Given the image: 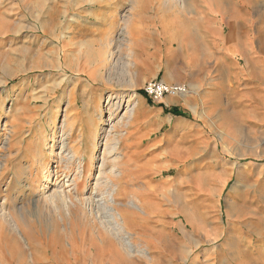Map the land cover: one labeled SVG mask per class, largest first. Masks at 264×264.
Listing matches in <instances>:
<instances>
[{
  "label": "rangeland",
  "instance_id": "obj_1",
  "mask_svg": "<svg viewBox=\"0 0 264 264\" xmlns=\"http://www.w3.org/2000/svg\"><path fill=\"white\" fill-rule=\"evenodd\" d=\"M79 1L54 0L53 5L93 6L88 0ZM115 1L123 7L118 24L105 28L108 49L101 52L96 40L93 55L91 45L81 43L80 61L97 63L106 85L113 86L103 96L94 126L99 135L93 145L88 122L69 120V75L54 87L62 71L57 74L58 68H53L58 55L52 48L57 43L49 29H57L55 35L67 39L73 18L37 20L32 16L34 9L0 0V209L7 203V210L25 211L38 225L35 231H15L29 264H245V259L264 264V72L250 74L239 60L227 96L217 98L211 111L200 98L178 99L183 114L195 126L182 137H173L171 143L161 141L157 152L146 151L141 147L162 140L167 126L146 139L128 138L127 133L138 122L130 111L134 100L141 92L145 94V84L163 66L161 15L167 25V13H171L172 28L180 27L185 17L189 27L205 26L200 15L205 0ZM136 3L137 12L149 14L138 16V23L130 9ZM11 5L20 14H8ZM77 20L73 34L92 33L89 22L82 17ZM135 24L138 30L132 35L128 28ZM67 60L61 56V65ZM110 94L112 102L123 98V105L114 112L107 102ZM150 117L159 118L155 113ZM53 145L55 152L51 153ZM63 145L64 155L70 152L74 157L76 153L72 161L80 165L58 161L55 156ZM41 154L48 156L46 168ZM148 158H155V168H145L142 162ZM76 173L79 192L70 186ZM55 181L65 193H73V202L69 197L60 206L53 202L50 195ZM109 187L112 191L107 194ZM90 195L129 211L120 236L106 221V210L98 209L95 202H84L86 206L80 202V196ZM113 212L122 224L118 210ZM126 240L133 243L127 251ZM9 246L0 239V264L20 261ZM253 253L256 257L249 258Z\"/></svg>",
  "mask_w": 264,
  "mask_h": 264
},
{
  "label": "crops",
  "instance_id": "obj_2",
  "mask_svg": "<svg viewBox=\"0 0 264 264\" xmlns=\"http://www.w3.org/2000/svg\"><path fill=\"white\" fill-rule=\"evenodd\" d=\"M5 1L9 6L12 3L18 5L16 7L19 8L34 9L32 16L37 17V20L44 18L46 21L47 18L55 17L57 21L63 16L73 18L72 24L67 28L69 31L67 39L62 40L60 36L55 35L57 29L52 31L49 29L52 41L57 43L52 48V52L58 55V59L53 61V68H58L57 74L62 71L61 76L59 74L55 78L54 87L60 85L58 80L61 77L64 80L65 76L69 75L67 77V96L71 104L69 110L72 114L69 120L88 122L91 132L90 138L93 141V130L99 121L103 96L107 91H112L113 86L106 85L107 82H104L105 79H103L97 63L87 65L80 61L82 54L80 52L83 50L81 43L90 44L89 51L94 55L96 51L95 41H100L97 47L101 52H105L108 49L107 41H109L105 28H109L113 23L118 24L119 12L123 6L121 7V4L115 0H88V4L93 5L91 8L89 6H84V8L70 5L55 6L53 5L54 0ZM75 1L80 2L79 0H66V3L70 4ZM204 4L200 15L206 21L207 26L193 25L194 27H189L187 26L188 18L185 17V21H182L180 27L172 28L170 24L171 13H167L169 16L167 19L169 24L167 25L163 23L164 14L161 15V36L165 47V53L162 54L164 62L150 80L159 79L166 83L186 84L189 92L182 96L167 95L161 102L154 101L144 92L139 94L132 114L138 119V122L132 125L130 133L128 131V138H151L156 130H161L163 126H167L162 140L153 141L150 142L149 146L141 147L146 151L157 152L156 147L161 141L171 143L173 137H182L184 131L195 126L183 114V109L180 107V100L183 98L187 96L200 98L202 105L208 110L211 111L212 108H216V99L226 97L229 92L231 75L237 63L239 64V60L242 61L250 74L257 71L264 72V0H219L218 3L215 0H205ZM13 5L10 7L12 12L8 14H20V11H13L15 9ZM138 5L136 3L130 8L132 10L131 18L137 23L139 21L138 16L149 15L147 12H137L140 9L137 7ZM59 11H66V13L57 15ZM82 13L84 15L81 16ZM78 17H82L90 23V26L93 27L92 33L88 35L73 34L78 26ZM22 27L23 24L16 26L13 30V36ZM128 29L129 33L134 35L138 26L136 24L135 26L130 25ZM98 36H101L99 40ZM132 39L136 40L135 38ZM111 41L112 38H110ZM249 42L259 43V46L256 49L253 46H248V44H242ZM63 55L68 59L65 65H61L60 61ZM154 103L160 104L155 105ZM153 113L159 118L150 117ZM146 117L148 121L144 119ZM142 126L143 128H141ZM163 152L165 151H160V153ZM142 163L147 169L156 167L153 166L155 158L143 159ZM158 168H166V166L160 165ZM249 248L251 249V247H247V250ZM248 256L249 258L256 257L255 253Z\"/></svg>",
  "mask_w": 264,
  "mask_h": 264
},
{
  "label": "bare ground",
  "instance_id": "obj_3",
  "mask_svg": "<svg viewBox=\"0 0 264 264\" xmlns=\"http://www.w3.org/2000/svg\"><path fill=\"white\" fill-rule=\"evenodd\" d=\"M43 29L46 33H48V29H47V26L45 24H43ZM18 31H16L17 33ZM29 32V31H28ZM27 32V33H28ZM32 34V33H31ZM48 36V34H46ZM112 99H114L113 95L110 94L108 96V104H110V112H114L116 110H118L122 105H123V98H119V101L117 102H112ZM125 100V99H124ZM132 101V100H131ZM129 100V102H131ZM137 104V101L134 100V106L130 108V111L131 112H134V109H135V105ZM112 115V114H111ZM93 145L96 143V140H97V137L99 135V130L97 129V127H94V130H93ZM56 140V139H55ZM55 145L52 146V150H51V153H54L55 152ZM61 150L58 151V153L56 154L57 156H55L58 161H66V162H70L71 164L73 163H77V164H81V162H76V161H72L73 158H75L77 156L76 153H74V157L73 155H70L68 152V156L64 155V153L62 152V150L65 149V146L63 145L61 148ZM66 151V150H65ZM92 152V151H91ZM41 158L43 160V166H45L46 168V160H47V155H44V154H41ZM91 161H94V157L92 156V159ZM93 164V163H92ZM44 168V169H45ZM71 170V169H70ZM49 176V175H48ZM77 173L75 174L74 178L72 179L70 186H74V189L75 191L79 192V181L77 179ZM57 180H58V177H57ZM56 180V181H57ZM54 183V190L52 191L51 193V199L53 200V202H57V205L61 204V201L65 200V198L69 197V199L73 202V196L71 192H68V193H65L64 190L61 189V187H59V183L56 182ZM109 181H107L105 184L107 185ZM15 185H19V183L17 184L15 181L13 182ZM111 185V184H110ZM109 186V185H108ZM19 191H23V188L19 185ZM112 191V188L109 187L107 192V194H109V192ZM166 191V190H165ZM106 194V195H107ZM78 195V194H77ZM179 196V195H178ZM177 196V197H178ZM111 197V196H110ZM115 196H113L114 198ZM175 196V198H177ZM79 199V198H78ZM178 199V198H177ZM26 199L23 200V202H25ZM80 202L82 204H84V202H89V204H93V202L96 203V207H98V209H104L106 210L105 211V214H104V217L106 218V221H108L110 224L113 225V228L115 232H120L118 234V236H120L121 232L123 230H125V222L127 223V220L125 218L129 217L128 213L129 211H121L119 209H117L116 207H112L110 205V201H104L102 203V201H100L99 199H93V196L90 195L89 198H84V197H81L80 196ZM66 201V200H65ZM67 202V201H66ZM102 203V204H101ZM75 204V203H74ZM11 205V204H9ZM14 206H16V202L13 203ZM136 205V204H135ZM8 206L7 203H4V205H2L1 209H0V239L2 240V238L9 242L10 246L9 248L11 249V252L12 253H15L16 255H13V256H18V258L20 259V261L18 262V264H29L28 260H27V254L24 250V248L22 247V244H21V240L16 236L15 234V231L17 232H20V233H24L25 230H28V231H35L38 227V225H35L36 223H34V220L31 218V215L28 214L27 212L25 211H18L17 212H11L9 210L6 209V207ZM60 206V205H59ZM84 206H86L84 204ZM138 206V205H137ZM24 208V207H23ZM93 208V207H92ZM115 210H118V214H119V217L122 218V221L123 223L120 224V221L116 215V213H114L113 211ZM20 210V209H19ZM24 210V209H23ZM30 211V210H29ZM22 212V213H20ZM99 212V211H98ZM117 212V211H116ZM20 213V214H19ZM101 217V216H100ZM62 219V218H61ZM124 219V220H123ZM104 220V219H103ZM121 221V222H122ZM42 224V223H41ZM101 224V223H100ZM129 224V223H128ZM106 225V224H105ZM111 227V226H110ZM106 229V228H105ZM100 230V229H99ZM113 233V232H112ZM128 233V232H127ZM114 234V233H113ZM110 236V234L108 235ZM124 236V235H123ZM129 235H127L128 237ZM111 237V236H110ZM116 237H117V234H116ZM122 237V236H121ZM126 237V236H125ZM23 239V238H22ZM119 240V238H118ZM113 242V240H111ZM123 241V239H122ZM163 242V240H162ZM165 242V241H164ZM121 244V242L119 243ZM124 244L126 245V251H127V247H132L133 246V243L129 240H126L124 241ZM123 244V245H124ZM135 244V243H134ZM30 247L32 248V250H35L36 249V245L35 244H30ZM121 246V245H120ZM131 249V248H130ZM135 250V249H134ZM132 251V250H131ZM0 255H2V252H0ZM3 256V255H2ZM35 256V254H34ZM33 256V263H37L38 261L36 260V258ZM128 257L124 258L125 260L127 259ZM247 258V256L245 257ZM243 260V259H242ZM245 264H251L250 262L248 263V259H245ZM12 264L14 263L13 261L11 262Z\"/></svg>",
  "mask_w": 264,
  "mask_h": 264
},
{
  "label": "built area",
  "instance_id": "obj_4",
  "mask_svg": "<svg viewBox=\"0 0 264 264\" xmlns=\"http://www.w3.org/2000/svg\"><path fill=\"white\" fill-rule=\"evenodd\" d=\"M144 91L154 101H161L166 95H185L188 93V88L185 84H169L159 80H152L145 84Z\"/></svg>",
  "mask_w": 264,
  "mask_h": 264
}]
</instances>
